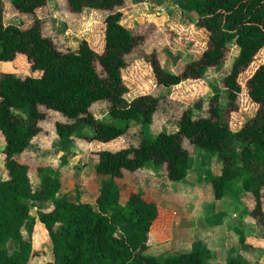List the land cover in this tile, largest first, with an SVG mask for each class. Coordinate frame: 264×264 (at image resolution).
Masks as SVG:
<instances>
[{"label":"trees","instance_id":"16d2710c","mask_svg":"<svg viewBox=\"0 0 264 264\" xmlns=\"http://www.w3.org/2000/svg\"><path fill=\"white\" fill-rule=\"evenodd\" d=\"M124 1L66 0L70 12L86 7L106 12L104 49L97 52L85 39L75 50L60 49L43 33L42 15L49 14L47 0H0V60L18 62L17 55L22 54L30 71H0V133L6 168V177L0 179V264H207L197 249L163 259L145 254L148 233H154L155 220L164 211L146 200L141 190L129 192L121 201L118 179L124 170L135 171L152 161L169 179L187 175L189 150L183 138L219 160L220 173L206 175L215 198L232 192L239 182L253 199L247 214L256 221L264 218V59L246 78L245 91L239 81L241 72L254 64L264 48V0H183L186 9L196 13L192 27L204 29L207 39L181 32V43L200 50V55L174 72L162 66L155 49L165 48L175 33L159 30L165 36L159 37L157 46L146 45V23L128 27L120 21ZM9 8L30 14L27 25L7 23L4 11ZM228 41H234L238 53L222 78L225 104L219 103L220 91H213L206 113L193 116V109L201 106L196 101L181 110L175 132L151 133L162 95L144 92L128 98L130 85L124 71L128 66L136 73L132 62L127 65L136 47L144 55L151 54L148 62L156 84L170 86L184 79H200L208 67L222 63ZM135 76L129 78L134 87L139 79ZM247 100L257 105L256 111L232 127L228 113ZM99 103L108 107L111 120L94 116L93 107ZM50 115L61 116L53 123L56 141H86L88 152L95 157L94 171L108 176L94 190L92 203L56 198L62 184L49 166L37 168L41 185L34 189L28 165L15 157ZM131 123L137 124L139 140L117 144ZM84 127H90V133L81 131ZM91 142L96 148L90 149ZM102 142L114 147L98 149ZM49 200L48 207L31 209V204ZM169 222L166 216L160 235ZM8 241L17 243L12 251L6 246ZM43 245L50 249L45 260L37 252ZM227 264L245 263L231 257Z\"/></svg>","mask_w":264,"mask_h":264},{"label":"rangeland","instance_id":"374dc122","mask_svg":"<svg viewBox=\"0 0 264 264\" xmlns=\"http://www.w3.org/2000/svg\"><path fill=\"white\" fill-rule=\"evenodd\" d=\"M47 4L49 8V15L47 16L42 15L43 19H41V28L42 25L43 28L44 25H47L48 23L47 21H49L48 17L51 15L53 16L54 29L52 30L53 27L49 23V25H47L48 28H46L45 26V30L44 31L42 30L43 33L51 37L54 43L56 44V46L60 49L63 50L66 49L72 50V48L76 49L77 47L76 44H78L82 40V38L83 39L85 38L84 35H82V31H80L79 20L77 19V17H74L76 16V13H74L72 16L71 13L67 10L66 0H47ZM120 9L122 10V14H123L121 16L120 21L128 27H131V25H134L135 22L137 21H143V20L147 21L149 19L153 20L151 21L150 25L147 23L145 25V28H147L146 29L147 34L153 33L152 31L155 30V27L157 25V29L162 30V33L172 32L175 33L176 35L177 34L179 35L178 31L179 29H181L180 33L183 31L185 32L190 31L193 34V36H196L197 40L206 41L207 39V33L204 29H201V32H198L200 28H197L196 26L193 27L191 26V23H193L194 25V20L196 19V13L194 11L187 10L183 0H133V1L125 0L124 3L120 6ZM105 13L106 12L101 10H97L96 12L94 11L95 14L94 22L100 23L101 21H103L104 18L103 16L105 15ZM4 14L8 19L7 23L19 24L22 26L27 25L28 23L27 17L30 15L28 13L15 12L11 8H9L8 11L5 10ZM70 15L72 17H70ZM96 27L97 28L94 27V33L92 32V34L94 37L99 39L100 31L98 26ZM196 31L198 33H196ZM93 48L95 49V47ZM164 49L169 50L167 46ZM164 49L162 50L160 46H157V48L155 49V53L157 54L159 52L162 53ZM227 49H228L226 50L227 56L223 58L222 63H220L216 67H208L202 78L184 79L177 84L170 86H163V85H157L156 80L153 77V72L151 71L152 69L148 62V56H151V54L144 55L139 49V47H136L133 53H137V55L132 53V55L128 57V63H127L128 65L130 62H132V64H134L137 67V69H135L136 73H133L132 69H130V67L128 66L124 71L126 82L130 85L129 95H127L128 98H131V96L133 95H138L144 92H155L162 95L161 102L155 113L154 124L150 129L151 133L156 134L161 130L165 132H175L177 130V125H178L177 120L181 110L186 108L187 106L193 107V104L196 101H199L201 106L193 109V116L197 117L201 114L206 113L205 106H207L209 94L212 93L213 91L216 90L220 91L219 103L220 105L225 104L226 94L222 85V78L224 77L225 74H227L230 71L231 63L234 60V58L237 56L238 47L234 43V41H228ZM175 50L176 52H178L177 57L181 58V60L176 61L177 57L172 58L169 54L168 60H166V63H164V66L167 69L173 68L174 71H177L179 68H181L182 64L187 63L188 61L195 59L200 55V50H197L195 48L190 49L189 47H184ZM162 54L164 55V53ZM262 59H264V48L258 53L256 58L254 59L255 60L254 64L241 72L239 76V81L243 91L246 90L244 86L246 78L250 75L255 65L258 64L260 61H262ZM21 70L23 71L22 73L30 72L29 69H27V65L25 64L24 61L18 60V62L17 61L9 62V61L0 60V71L5 72V71H21ZM135 75L139 76L136 87L132 86V83L129 79L136 77ZM103 101L106 104L108 102L107 100H103ZM256 108L257 105L250 102L249 100H247L246 102L241 101L240 103H237V107L228 113L231 126L234 128L239 126L240 123L246 119V117L254 114ZM93 110L96 111L95 114L97 115V118L111 120V117L108 114V107H106V105H102L101 103H99L93 107ZM14 112H18L22 115L25 114L24 110H14ZM51 116L53 115H50L49 116L50 118H47V120L44 121V124L46 125L47 128H50V131H52L51 134H53L54 120L57 117L59 118L60 115L58 116L56 115V117H51ZM82 130L90 133L91 128L84 127L83 129H81V131ZM136 130H137V124L131 123L128 132L124 137H122V140H124L127 143V145L136 144L137 141L139 140V136L137 135ZM51 134L49 135L45 132H43V134H40L38 138L39 143L43 141L44 144H47V140L51 138ZM54 136L56 139V135ZM72 142L74 143V145L70 144L69 147L66 148V150L64 151L65 153H59L60 142L56 141L55 142L56 144H54L56 146L54 151L51 149L50 155L47 153L45 154L43 153V159L50 161V164L52 165L48 167L50 168L49 172L55 173L56 175H58L59 179L61 180V184H62L61 191L59 192V195L56 196V198H60V199L64 198L74 201L85 200L87 202L92 203L94 202V195L92 190L95 189V187L92 186L91 188L87 189L83 184V181L87 177H89L90 174L94 172L93 171L94 168L91 161L93 155H91V153L88 152L87 149L89 145L86 141L80 138H76ZM91 143L92 144H90L91 145L90 149L96 148L95 142H91ZM183 144L189 150V156H190L189 162L194 160V158L197 156V152L199 149L202 150V148L194 145L187 138H183ZM100 145L101 147L98 146L99 147L98 149H108L114 147L113 144L109 142H104V143L102 142L100 143ZM215 157L216 156H214V158ZM218 161L219 160L217 159L215 162ZM151 165L157 167V170L161 172L160 166L154 165L152 161H148L145 164V167L147 168L148 166L150 167ZM190 170L191 168L188 171L189 173ZM191 172L193 174H196V172L192 170ZM95 173L98 174L97 172ZM100 175L104 177H108L107 175H103V174ZM157 177L158 178H156V180L158 179L157 183H159L160 186L158 188L156 187L155 189L157 190V193H161L162 194L161 196L162 197L164 196L165 199L168 197L169 201H172L173 197L175 196L177 200L179 201L183 200V194L178 195V193L181 192L180 189L183 190L185 183H187L188 180L190 179L188 176H186L181 180H172L169 179L166 174L158 173ZM208 181L209 180H206L205 184H207ZM209 184H210L211 192L212 194H214V189L211 182ZM119 186L120 188L124 187V185H119ZM231 191L232 192L225 193L224 198L230 197L232 195L236 197L239 202H242L243 204L246 203L244 199V195L241 196L242 191H244L241 183L238 182L234 184L232 186ZM124 200H125V194L123 193L121 201L123 202ZM156 205L158 206L159 210H161L162 207L164 208L162 210L166 213L165 217L169 216V214L171 215V212H166L167 207L161 206V204L158 202H156ZM35 208H36V204L34 205L31 204V209L35 210ZM175 209L177 210L179 209L178 212L179 214H185V211L183 210L184 208L175 207ZM170 211L173 210L171 209ZM163 221L164 220H162V222ZM156 223H154V226L156 225ZM257 227L259 229L257 230L258 233L260 232V230L261 231L264 230V227L262 226V223L260 221ZM170 230H171V225L169 222V226L167 227V230L165 227L164 233L161 235L160 240L158 239V237L154 235L152 231H150L148 233V238H149L148 246L144 251V253L155 255L156 257L163 259L169 255L179 254L185 251L196 250L197 248L200 247L201 242L199 241L198 237L195 238L193 236L192 237L184 236L182 238H177L176 241L173 240L169 242V245H165L163 243L160 244V242L168 241L167 237H169L168 233H170ZM16 245L17 243L15 241H8L6 243V246L8 247L9 251H12V249H14ZM49 250H50L49 247L44 245L43 247H39L37 251L38 257L43 258L44 260L47 259L49 257Z\"/></svg>","mask_w":264,"mask_h":264},{"label":"crops","instance_id":"0c3cea01","mask_svg":"<svg viewBox=\"0 0 264 264\" xmlns=\"http://www.w3.org/2000/svg\"><path fill=\"white\" fill-rule=\"evenodd\" d=\"M94 11L96 12L97 10L86 7L80 12H69L72 16L74 13H76V16L74 17H77V19L79 20L80 31H82V35H84V39L88 42L90 47H95V49L93 48L95 51L101 52L104 49L105 23L104 21H101L100 23L94 22ZM71 15L70 17H72ZM49 17L47 25H49L50 23L53 27V16L50 15ZM143 21H137L134 25H142L145 23L150 25L151 21L153 20L149 19L147 21ZM47 25H44V28L42 25L43 31L45 30V26L46 28H48ZM134 25H131V27H133ZM96 26H98L100 31L99 39L94 37L92 34V32L94 33V27L97 28ZM53 29L54 27L52 28V30ZM180 30L181 29H179L178 31L179 35L175 34L174 37H172L171 43L167 45L169 50L163 48L164 51L162 53H164V55L160 52L157 54L159 61L163 66L164 63H166V60H168L169 54L172 58L177 57L178 52H176L175 49L188 47L186 45H183L180 41ZM152 32L153 33L147 34L145 44H152L157 46L159 37L163 39V36H165V34L160 33V31L157 29V25L155 27V30ZM198 32H201V29L198 30ZM198 32L196 31V33ZM189 33L191 32L189 31ZM78 44H76L77 47ZM72 50H75V48H72ZM17 58L23 61L25 57L22 54H18ZM179 60H181V58L177 57L176 61ZM25 64L27 65L26 62ZM164 68L166 67L164 66ZM167 70L174 72L173 68ZM92 111L94 113V116L97 117V115L95 114L96 111ZM41 127L42 130L31 139L30 143L27 145L24 151L15 155V157L20 162L26 163L28 165L30 181L34 189L40 188L41 185V176L38 173L37 168L39 166L52 165L50 164L49 160L43 159V153H47L50 155L51 149L54 151V149L56 148V146L54 145L56 144V139L54 136L56 134L54 131V127L53 134H51L52 131H50V128L46 127L44 121L41 122ZM43 132L49 135L51 134V140L49 139L50 142L49 140H47V144H44L43 141L39 143V135L43 134ZM70 144L74 145L73 142L71 143L67 140L60 142L59 153H65L64 151L69 147ZM117 144L125 145L127 143L122 140V137H120L117 141ZM3 147L4 139L2 134L0 133V179L6 177V168L4 167L3 163ZM214 156L215 155L206 152L204 149L198 150L197 156L190 162V168L192 171L196 172V174H193L191 170L190 173H187L186 176H188L190 179L187 183H185L183 190L180 189L181 192L178 193V195L183 194L182 201L177 200L176 196L173 197L172 201H169L168 197L165 199L164 196H161V193H157V190L155 189L156 187L158 188L160 186L159 183H157L158 179L156 180V178H158V173L165 174V171L160 167V172L159 170H157V167L153 165H151L150 167L148 166L147 168L144 165L143 167L135 171H123V176L118 179L119 185H124L123 188H120L121 198L123 196V193L125 194L126 199L129 192L141 190L143 192L142 195L146 200L153 201L155 203L158 202L161 204V206L167 207L166 212H171V215L169 214L168 216L170 218L171 230L170 233H168V241L160 242V244L163 243L165 245H169V242L173 240L176 241L177 238H182L184 236H193L195 238L198 237L199 241L201 242L200 247L197 249L200 251L203 260L207 264H227L228 259L231 257H238L245 264H264V230H260L259 233L257 231L259 230L257 227L259 221L264 227V218L263 220L256 221L253 217L247 214L246 208L251 207L253 204V199L251 198V196L247 192L242 191L241 196L244 195V199L246 202L245 204L239 202L238 199L232 195L226 198H224L223 195L222 197L216 199L214 194H212L211 192L209 184L210 182L208 181L207 184H205L207 180L206 175L208 172H212L217 175L221 170L220 163L219 161L215 162L217 158H214ZM91 161L93 165L95 162V157H93ZM236 165L238 166V163ZM102 179H104V176L100 175L99 173L96 174L94 171L83 181V184L87 189L91 188L92 186H94L96 189ZM95 189L92 190L93 195ZM51 203L52 201L49 200L38 201L35 204L37 207H48ZM175 207L184 208L183 210L185 211V214H179V209L177 210L175 209ZM161 209L164 208L162 207ZM171 209L173 211H170ZM165 214V212H163L162 214L160 213L155 220V223H157L154 235L158 237L159 240L161 237L159 233L161 232L164 224L162 220L166 219ZM243 236L244 239L242 241Z\"/></svg>","mask_w":264,"mask_h":264}]
</instances>
